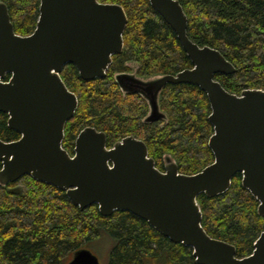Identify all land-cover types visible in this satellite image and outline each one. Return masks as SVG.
<instances>
[{"label": "water", "instance_id": "obj_1", "mask_svg": "<svg viewBox=\"0 0 264 264\" xmlns=\"http://www.w3.org/2000/svg\"><path fill=\"white\" fill-rule=\"evenodd\" d=\"M148 2L173 30L192 67L148 79L116 73L114 82L123 95L137 94L146 101L144 124L167 120L159 107L166 85L198 87L210 104L213 133L207 145L213 162L186 175L164 155L160 171L143 141L126 136L107 147L104 132L90 126L78 133L70 155L62 142L78 100L60 73L72 64L84 81L105 78L112 57L123 50L126 13L118 4L97 0H39L34 31L20 36L0 1V113L19 134L15 141L0 139V186L27 175L64 192L81 211L97 205L104 217L128 212L170 242L189 248L196 264H264V230L252 253L239 258L233 245L205 232L197 202L201 194H224L239 173L242 188L264 217V89H244L238 95L226 91L214 76L231 75L235 67L218 50L188 38L179 1ZM69 264L98 260L80 249Z\"/></svg>", "mask_w": 264, "mask_h": 264}, {"label": "trees", "instance_id": "obj_2", "mask_svg": "<svg viewBox=\"0 0 264 264\" xmlns=\"http://www.w3.org/2000/svg\"><path fill=\"white\" fill-rule=\"evenodd\" d=\"M6 4L14 32L30 35L38 19L39 0H0ZM120 5L127 16L123 50L112 57L103 79L84 81L72 64L60 78L74 93L78 107L64 129L62 147L72 154L77 134L90 126L106 135V145L133 136L144 142L155 167L169 155L179 173L192 175L213 162L207 142L213 133L207 96L189 84H168L159 95L167 120L142 123L146 105L139 96L122 95L113 76L134 64L148 79L174 75L191 62L173 30L148 0H97ZM187 17V36L198 46L218 50L234 67L231 75L214 76L232 94L264 89V0H178ZM9 75L6 76V80ZM19 134L0 114V139ZM1 169V163H0ZM202 227L212 238L233 245L236 256H248L264 230L258 202L241 186L236 174L222 195L197 197ZM108 235L113 240L107 264H196L191 250L174 244L145 221L128 212L101 216L97 205L79 210L65 193L25 175L0 186V264H64L85 243Z\"/></svg>", "mask_w": 264, "mask_h": 264}, {"label": "rangeland", "instance_id": "obj_3", "mask_svg": "<svg viewBox=\"0 0 264 264\" xmlns=\"http://www.w3.org/2000/svg\"><path fill=\"white\" fill-rule=\"evenodd\" d=\"M113 240L108 235H102L98 240L85 243L82 249L87 250L92 255H94L97 260L98 264H107V258L109 251L113 245ZM74 253H72L65 261L64 264H69V261L73 258Z\"/></svg>", "mask_w": 264, "mask_h": 264}, {"label": "flooded vegetation", "instance_id": "obj_4", "mask_svg": "<svg viewBox=\"0 0 264 264\" xmlns=\"http://www.w3.org/2000/svg\"><path fill=\"white\" fill-rule=\"evenodd\" d=\"M39 8V7H38ZM38 14H39V11H38ZM66 66V65H65ZM128 70H126V71H121V72H117V73H128V74H134L136 77H138V78H142V77H140V76H138V74H137V71H136V66L134 65V64H131V63H129L128 64ZM142 79H145V78H142ZM118 87V86H117ZM119 89V88H118ZM120 91V90H119ZM123 95V94H122ZM129 95H135V96H139V95H137V94H129ZM128 96V95H127ZM140 97V96H139ZM141 98V97H140ZM142 99V98H141ZM143 100V102L145 103V105H146V113L148 112V105H147V103H146V101L144 100V99H142ZM0 114H2V113H0ZM157 122H163V121H157ZM155 123V122H154ZM78 135V134H77ZM76 139V138H75ZM74 145H75V142H74ZM73 149H74V147H73ZM70 154V153H69ZM72 154H73V151H72ZM72 154H70V155H72ZM158 170H160V171H163V168L162 169H159L158 168ZM20 179V178H19ZM18 179V180H19ZM16 182V181H15ZM14 183V182H13ZM9 184H11V183H9ZM8 185V184H7ZM6 185V186H7Z\"/></svg>", "mask_w": 264, "mask_h": 264}]
</instances>
